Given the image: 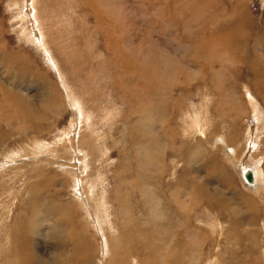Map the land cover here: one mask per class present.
<instances>
[{
  "label": "rangeland",
  "instance_id": "1",
  "mask_svg": "<svg viewBox=\"0 0 264 264\" xmlns=\"http://www.w3.org/2000/svg\"><path fill=\"white\" fill-rule=\"evenodd\" d=\"M24 3L0 0V264H264V185L225 156L264 153V0H34L41 42Z\"/></svg>",
  "mask_w": 264,
  "mask_h": 264
},
{
  "label": "bare ground",
  "instance_id": "2",
  "mask_svg": "<svg viewBox=\"0 0 264 264\" xmlns=\"http://www.w3.org/2000/svg\"><path fill=\"white\" fill-rule=\"evenodd\" d=\"M239 1H242V0H239ZM247 1V0H246ZM25 6L29 9V12H32L33 13V15H30L31 16V18L33 19V24H34V28H32V30H33V33H35L36 34V38L37 39H39V41L41 42V40H42V38H43V32H42V30H38V29H41V24L38 22L39 20H37V16L36 15H34V12H35V10H34V0H25ZM38 4V3H37ZM260 5H262V6H260V7H263L264 8V3L263 4H260ZM28 12V11H27ZM28 12V13H29ZM186 22V21H185ZM116 29V28H115ZM112 33V32H111ZM118 34V33H117ZM115 35V34H114ZM118 36V35H117ZM35 38V37H34ZM126 49V48H125ZM111 53L113 54V53H116V51L114 50V51H112L111 50ZM110 56V55H109ZM146 58V57H145ZM149 60V59H148ZM145 65L147 66V67H149L150 69H152V68H154V66H153V64H152V62H150V60L148 61V62H146L145 63ZM143 66H144V64H143ZM158 66V65H157ZM181 68V67H180ZM184 70L185 69H181V70H179V69H177L176 68V73H177V75L178 76H181V79H182V81H183V84H192V82H197V81H199V80H203L204 79V76L205 75H202V76H198V75H195V74H192L191 72L189 73V71H186V72H188V73H186V72H184ZM161 71V70H160ZM119 72V71H118ZM161 73V72H160ZM164 73V72H163ZM181 73V74H180ZM150 74H152L151 72H150ZM149 74V75H150ZM148 75V76H149ZM162 75V74H161ZM152 77H153V75H151ZM166 76V79H169V76L166 74V75H164V77ZM206 77H207V75H206ZM150 79V78H149ZM151 86L153 85V86H156L157 84H156V82H155V79H153L152 81H151ZM219 86V83H216V85H214V87L216 88V90L219 88L218 87ZM220 86H221V84H220ZM264 87V85L262 86V88ZM127 89V88H126ZM128 90V89H127ZM131 91V90H130ZM134 91V90H133ZM218 91V90H217ZM136 92H138V89L136 90ZM142 93H143V91H142ZM218 93H220L219 91H218ZM138 94H140L139 92H138ZM145 94V93H144ZM221 94V93H220ZM137 95V94H136ZM147 95V94H146ZM15 98L14 99H23L24 98V95H22V94H19V92L18 93H16L15 94ZM141 96H142V94H141ZM140 97V96H139ZM146 96H144V97H142V98H144V100L146 99L145 98ZM226 97V96H225ZM225 97H223V96H220V100L218 101V102H221L222 100H224V99H229V101L230 102H233V100L234 101H236V99L234 98V99H232V98H229V97H227V98H225ZM251 99V98H250ZM237 100H238V98H237ZM249 100V99H248ZM138 101V100H137ZM228 100H226V101H223V102H221V103H223L225 106H226V104H228V102H229ZM144 102V101H143ZM217 102V103H218ZM249 102V101H248ZM251 102H252V99H251ZM77 101H75V105H77ZM146 103V102H145ZM200 103L202 104L203 103V101L202 100H200ZM241 103H243L244 104V102L242 101ZM200 104V105H201ZM243 104H241V105H243ZM141 105H143V104H141ZM234 105V104H233ZM239 106H241L240 104H238ZM246 106V105H245ZM243 107V106H242ZM75 110H74V112H75V115H76V122H78V123H80L81 125H87L88 126V124H89V122L91 121V116H89V115H87L86 113H84V111L83 110H81V109H79V108H77L76 106H74L73 107ZM247 108V107H246ZM253 108H254V110H253V114H254V119H255V123H257V124H259L261 121H262V119H261V121H260V117H259V113H258V111H257V106L256 105H253ZM242 110V109H241ZM250 110V109H249ZM246 111V110H245ZM251 111V110H250ZM239 113V112H238ZM250 113V112H249ZM222 114V113H221ZM246 114V113H245ZM242 115V114H241ZM98 116V115H97ZM243 117V116H242ZM192 123H193V127H194V132L192 131V130H188V129H183V132H186L187 134H190V135H194L195 134V136H197V137H199L201 140H203V141H205V140H207V138H206V136L204 135V133H201L199 130H198V128L197 127H195V126H198L199 128H201L202 129V126H203V124H198L197 122H200V121H204V119L206 118V111H205V109H204V106H202V108L201 107H199V109L198 110H196V111H193V115H192ZM86 120H88L87 122L88 123H85L86 122ZM103 121V120H102ZM101 121V122H102ZM149 121V120H148ZM74 122V121H73ZM83 123V124H82ZM235 123V122H234ZM75 124V122L73 123V125ZM91 124V123H90ZM257 126V125H256ZM75 128H76V126H74ZM81 127V126H80ZM142 127V126H141ZM91 130V129H90ZM138 131V130H137ZM136 131V132H137ZM143 131V130H142ZM141 130H140V132H142ZM146 132V131H145ZM144 132V133H145ZM249 132L250 133H253V129H250L249 130ZM138 134V133H137ZM183 134H185V133H183ZM234 136L232 137V135H231V138L232 139H235V141H237V140H239V138H240V136L237 134V132L235 131L234 132ZM254 134H260V130L256 127V129L254 130ZM136 135V134H135ZM184 136V135H183ZM186 136V135H185ZM189 137V136H188ZM226 139H228V138H226ZM147 140V139H146ZM220 147H224V146H219V148ZM226 148V147H225ZM142 149H144V148H142ZM216 149H218V148H216L215 147V150ZM228 150H229V152L228 151H226V157L227 158H229V162H231L232 163V168H233V171H234V173L236 174V176H237V178L239 179V181H240V183H241V186L248 192V193H250V194H256L257 192H258V190H260V186H261V184H263L264 185V176H263V174L261 173V171L259 170V165L260 164H262V162L264 161V153H257V151H256V149L255 148H249L248 150H245V149H243V148H240V147H236V148H234V149H230V148H227ZM136 151V150H135ZM144 151H145V149H144ZM238 152H241V153H243L244 155H245V158H240V159H238V160H233L232 158H231V156H230V154L231 155H235V154H237ZM144 153V152H143ZM144 156V155H143ZM251 160H255L256 162L255 163H251L250 161ZM228 162V161H227ZM77 173V172H76ZM248 174L249 175H251V179L249 180L248 179ZM71 175H73L72 174V172H71ZM79 176V175H78ZM78 176H74V178H72V186H73V189H75V191H77V187H76V185H75V183H76V180H79V178H78ZM176 181L177 182H181L180 180H178V179H176ZM242 182H243V184H242ZM135 184V183H134ZM195 184H192V186L193 187H196L197 185H195ZM88 189V188H87ZM90 189V188H89ZM191 189V188H190ZM79 190H81L80 188H79ZM189 190V189H188ZM90 192V191H89ZM88 192V193H89ZM177 193V192H176ZM186 193V192H185ZM194 193V192H193ZM91 194V193H90ZM178 195V194H177ZM194 195V194H193ZM198 195V194H197ZM79 197H81V199H82V196L80 195ZM211 197H213V196H211ZM189 199H192V195H190L189 197H188ZM187 198V199H188ZM184 200V199H183ZM188 201V200H187ZM160 202H162V200H160ZM163 202H165L164 200H163ZM166 203V202H165ZM165 203H159L158 205H157V203H155L154 204V207L152 208V209H149V210H147V211H145L144 213H147V214H150V215H153L152 217H151V219H154V218H156V216H159V212L161 211V208H163V206L165 205ZM221 203H222V201H221ZM221 203H217V204H221ZM185 204V203H184ZM184 204H180L179 206H178V210H180V212H178L177 213V215H179V214H181V212H182V209H184L185 210V208L187 209V208H192V206H195L194 204H189V205H191L190 207H186L187 205H184ZM249 206H251V205H249ZM177 208V207H176ZM220 209H222V207H219ZM173 215H176V214H174V213H172ZM216 228L217 229V227H218V225L217 224H215L212 228ZM64 228H67V226H64ZM140 228L142 229V226H140ZM214 228V229H215ZM213 229V230H214ZM72 230H73V228H70V231H69V234L67 235V237L69 236V238H71L72 236H71V232H72ZM261 230L264 232V221H262V228H261ZM211 231V230H210ZM214 232V231H213ZM199 231H193V230H189L187 233H186V235L188 236V237H190L191 235H194V237H197L199 234ZM17 236H19L18 234H16V235H14V237H17ZM196 239V238H195ZM199 241V240H198ZM201 241V240H200ZM204 242L206 241V237H204V240H203ZM162 243V239H159L158 240V242H157V245H161L160 243ZM114 244V243H113ZM127 244V243H126ZM264 244V243H263ZM115 246H116V248L119 250V252L120 251H126V249L124 250V248L122 249V248H120V244H118V243H116V244H114ZM127 246H129L130 247V245L129 244H127ZM120 249H122V250H120ZM128 250V249H127ZM118 252V251H117ZM34 254H33V256L32 257H30L29 259H30V261H32L34 264L36 263H42V259H44V257L42 256L41 257V254L39 253V251H35V252H33ZM121 253V252H120ZM110 254H112L113 255V259H115V257H116V254H115V250H114V248H113V246H111V250H110ZM46 259L47 260H49L50 259V257H46ZM45 260V259H44ZM43 264V263H42Z\"/></svg>",
  "mask_w": 264,
  "mask_h": 264
},
{
  "label": "water",
  "instance_id": "3",
  "mask_svg": "<svg viewBox=\"0 0 264 264\" xmlns=\"http://www.w3.org/2000/svg\"><path fill=\"white\" fill-rule=\"evenodd\" d=\"M248 179L250 180L251 179V175L248 174Z\"/></svg>",
  "mask_w": 264,
  "mask_h": 264
},
{
  "label": "crops",
  "instance_id": "4",
  "mask_svg": "<svg viewBox=\"0 0 264 264\" xmlns=\"http://www.w3.org/2000/svg\"><path fill=\"white\" fill-rule=\"evenodd\" d=\"M258 92V91H257Z\"/></svg>",
  "mask_w": 264,
  "mask_h": 264
}]
</instances>
